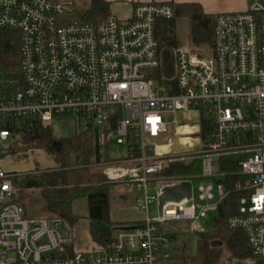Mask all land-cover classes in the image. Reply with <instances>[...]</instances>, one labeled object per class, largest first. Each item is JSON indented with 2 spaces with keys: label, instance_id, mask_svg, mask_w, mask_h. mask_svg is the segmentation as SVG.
Returning a JSON list of instances; mask_svg holds the SVG:
<instances>
[{
  "label": "built area",
  "instance_id": "1",
  "mask_svg": "<svg viewBox=\"0 0 264 264\" xmlns=\"http://www.w3.org/2000/svg\"><path fill=\"white\" fill-rule=\"evenodd\" d=\"M248 1L245 11L215 16L211 56L187 47L175 51L180 94L162 95L149 74L159 66L156 23L173 18L172 3L139 2L128 20L112 14L87 23L69 21L66 7L73 2L0 0V37L12 32L20 40L22 86L13 94L0 80V159L9 156V120L48 124L75 116L108 132V139L116 133L118 146L135 142L140 156L99 168L108 180L128 183L145 214L141 228L117 230L107 246L80 251L64 216H28L13 183L20 173L0 167V264H171L173 242L163 228L180 223L197 233L196 225L230 193L214 160L233 157L240 159L241 175L234 189L243 197L228 226L246 235L253 260L264 264V3ZM179 114L199 117L195 133L186 130L191 120L181 122ZM171 126L179 129L183 148L158 152L148 144ZM194 162L201 165L197 175H163L171 165ZM203 179L218 183L217 203L212 186H201L195 201L194 182ZM184 182L193 184L192 199L167 203L160 217L150 219L161 190ZM154 185L156 195L150 192Z\"/></svg>",
  "mask_w": 264,
  "mask_h": 264
},
{
  "label": "trees",
  "instance_id": "2",
  "mask_svg": "<svg viewBox=\"0 0 264 264\" xmlns=\"http://www.w3.org/2000/svg\"><path fill=\"white\" fill-rule=\"evenodd\" d=\"M174 16L170 20L156 23L159 66L150 72L156 89L162 95H178L176 82L175 51L184 47L177 37L176 28L181 20L190 24L193 52H205L209 56L214 51L215 16L204 11L198 3L173 4ZM112 4L105 0H92L88 7L75 8L70 12V22L100 23L112 15ZM0 80L3 89L15 94L22 86L20 40L12 32H4L0 37ZM112 128H115L113 120ZM11 138L7 144V155H17L36 150L46 151L56 167L20 173L13 178L17 199H23L25 191L40 190L50 208L64 215L67 222L77 223L74 204L87 200L90 234L95 244L108 245L119 228L127 224L114 222L111 212L120 206L130 207L136 201L122 192L126 182H113L100 170L99 165L114 161L110 157L108 132L103 140L98 129L88 125L84 132L68 137L55 138L52 129L38 118H16L8 121L5 127ZM135 142L128 141L125 157L140 156ZM239 158H225L220 161V173L225 176L228 197L220 204L216 216L211 220V230L196 234V253L190 255L186 247L172 249L171 264H257L253 260L246 235L242 231L229 229V218L237 213L243 194L234 189L239 174ZM201 171L200 162L174 164L167 167L163 175H197ZM122 192V193H121ZM177 223H172L176 225ZM171 225V226H172ZM186 226V225H185ZM188 228V227H187ZM172 242H178L179 230L163 228Z\"/></svg>",
  "mask_w": 264,
  "mask_h": 264
},
{
  "label": "rangeland",
  "instance_id": "3",
  "mask_svg": "<svg viewBox=\"0 0 264 264\" xmlns=\"http://www.w3.org/2000/svg\"><path fill=\"white\" fill-rule=\"evenodd\" d=\"M61 3H72L73 5L67 6L66 8L68 11H72L75 8H83V7H88L91 3L92 0H59ZM211 2L214 7L217 5L219 8H221L223 5L225 6H232L235 0H207ZM246 2L249 3L248 0ZM264 3V0H263ZM124 3H113L112 4V12L113 14L119 18V19H124L129 12L128 6H124ZM216 11V10H215ZM176 34L180 42H182L184 47H187L190 49V42H191V29H190V24L186 20H181L177 24L176 28ZM179 118L181 122L186 121L187 119L191 120L187 122L188 124H191L189 129V132L195 133L196 132V126L199 121V117L195 114H192L191 116H187L184 114H179ZM174 119L173 116H166L165 120L167 122H172ZM53 132V135L55 138H68L75 136L79 134L80 132H84L86 130V125L83 123L82 120L77 119V117L72 116V115H65V116H60L58 118L53 119L51 122L47 124ZM102 129L100 130V135L101 139L103 140V134H102ZM179 129L175 126H171L169 128V133L161 138L155 139V140H149L148 144H152L153 146L157 147V151L163 152L165 149L168 150H179L183 148V140L181 138V135L179 136ZM116 139H117V134L113 133L109 136L108 143H109V152H110V157L113 160H118L120 158L125 157V147H121L116 145ZM221 160L215 159L214 163L219 164ZM0 167L4 169L7 172L10 173H27L29 171H34L36 169L39 170H46L50 168H54L56 165L55 160L49 156L46 151H41V150H36L34 152H29V153H22V154H17V155H9L5 156L4 158L0 159ZM216 174V173H215ZM201 186H212L213 187V192L215 195V200L214 203L218 202V183L214 182V180L210 179H203L199 181L194 182V195H195V201L198 203V196H199V188ZM131 186L123 187L122 192L124 194L129 195L130 197L132 193L131 191ZM159 190V187L157 185H154L151 188V194L156 195L157 191ZM28 191H25L23 194V199L20 201L23 203L26 193ZM121 192V193H122ZM42 193L36 190L29 191L27 193V204L33 205L35 211L39 207V202L41 201L42 198ZM43 199V198H42ZM77 204V211L78 213L85 215L88 207L87 200H79L76 202ZM132 206L126 207V206H120L119 208H115L112 210V212H129L130 214L133 213V210L131 209ZM139 218V224L137 225H142L145 220V214L144 213H133ZM150 219H156L160 217V210H159V204L158 202L153 203L150 208L149 212L147 213ZM64 216L63 214H61ZM216 216V213H210L207 218L202 219L196 226H198L197 233L201 232H208L211 230V220L213 217ZM115 218V216H114ZM116 219V218H115ZM87 219H83L79 217V220L77 223H73L71 226L74 231L75 235V242H77L78 249H83L80 244H84L89 250H91V247L89 246L90 243H93V239L91 240L90 237L86 233V228H87ZM169 224L165 226V228H169L170 230H179L181 233V237L179 241L173 242L172 246L174 248V243L175 246L178 247H186V251L190 255H194L196 253V234L197 233H191L188 231L187 226L177 223L174 227V225ZM84 228V229H83ZM84 231V232H83ZM83 233V234H82ZM82 237V238H81ZM91 243V244H92ZM93 245V244H92ZM219 264H225L224 260L219 262Z\"/></svg>",
  "mask_w": 264,
  "mask_h": 264
},
{
  "label": "crops",
  "instance_id": "4",
  "mask_svg": "<svg viewBox=\"0 0 264 264\" xmlns=\"http://www.w3.org/2000/svg\"><path fill=\"white\" fill-rule=\"evenodd\" d=\"M106 2H109L111 4L113 3H124V6H128L129 12L127 13L126 17L121 20H128L131 17V13H132V9L134 7V5L136 3H151V2H169L172 4H184V3H198L200 5H202V7L204 8V11L208 14L211 15H217V14H222V13H228V12H242L245 11L248 7V2H246V0H235L234 3L232 4V6H225L223 5L221 8H219L217 5H215L216 7H214V9L212 8L214 4H212L211 2L207 1V0H105ZM216 10V11H215ZM113 13V12H112ZM186 130H189L188 128ZM167 149H165L164 151H166ZM161 152V151H158ZM1 165V164H0ZM56 167V165H55ZM132 189V188H131ZM36 191H40V190H36ZM132 193L131 196L135 197L136 194L134 192V190H131ZM29 192V191H28ZM27 192V193H28ZM42 193V191H40ZM27 193H26V197L23 201L24 206L26 207L28 216L31 218H52V217H59L62 216L60 212L54 211L50 208L48 201L46 199V197L44 196V194L42 193V198L41 201L39 202V207L38 209L35 211L33 205L31 204H27ZM77 204H74V213L77 217L83 218V219H87L88 221V207H87V211L85 215H82L80 213H78L77 211ZM131 209L133 210V213L136 212H140L142 213L138 208H136V204L135 202L133 203ZM130 214L129 212H111V218L114 222H120V223H124L127 224V226H135L137 224H139V218L135 215V214ZM115 216V218H114ZM84 229V228H83ZM84 232V231H83ZM86 233L87 235L90 237V239L92 240L91 234H90V228H89V221L87 222V228H86ZM83 234V233H82ZM82 238V237H81ZM77 242H75V248L78 249V246L76 244ZM92 243V242H91ZM90 243V247L94 246V241H93V245ZM80 246H82L83 249H80V251H84L87 252L89 251V249L84 246V244H80ZM93 248V247H91ZM79 250V249H78Z\"/></svg>",
  "mask_w": 264,
  "mask_h": 264
},
{
  "label": "water",
  "instance_id": "5",
  "mask_svg": "<svg viewBox=\"0 0 264 264\" xmlns=\"http://www.w3.org/2000/svg\"><path fill=\"white\" fill-rule=\"evenodd\" d=\"M154 154V148L149 147L148 148V155L153 156ZM192 182H184L178 185L174 186H168L165 187L161 190V194L159 196V210H160V215L162 214L163 207L167 203H180L183 200H190L192 199L191 197L193 196V184ZM141 228L140 226H127L123 228H119L118 231H130V230H136Z\"/></svg>",
  "mask_w": 264,
  "mask_h": 264
}]
</instances>
